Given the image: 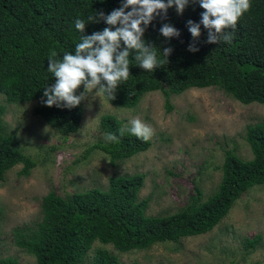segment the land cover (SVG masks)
Instances as JSON below:
<instances>
[{
	"label": "trees",
	"instance_id": "obj_1",
	"mask_svg": "<svg viewBox=\"0 0 264 264\" xmlns=\"http://www.w3.org/2000/svg\"><path fill=\"white\" fill-rule=\"evenodd\" d=\"M121 3L122 0H0L1 182L18 165H24L22 175L25 177L37 166L19 148L16 136L7 131L1 97H7L14 104L41 100L43 90L55 79L47 71L50 52H57L58 58L65 52L74 53L83 35L75 28V20L86 21L99 11L107 15ZM251 5L238 20L230 44L207 43L208 31L203 25L200 37L193 40L186 25L188 20L200 22L204 9L198 3H190L182 15L177 14L175 7L170 8L167 19L157 17L143 37L148 44L157 47L158 59L165 60L163 67L144 71L130 56L133 59L131 75L117 88L114 100L104 96L105 99L115 107L135 109L148 94L161 92L167 111L171 112L172 96L191 89L216 88L242 104L264 105V0H251ZM164 23L178 29L180 36L165 38L160 33ZM106 27L111 26L102 20L88 23L84 34L91 35ZM190 43H195L199 51H188ZM167 47L173 49L168 63L162 52ZM82 89L83 86L77 94ZM84 112L82 102L73 109L44 105L36 109L37 115L64 136L79 131ZM122 127L123 122L114 115H105L101 120L104 134L119 136ZM246 140L253 157L244 160L228 151L217 191L204 200L203 190L196 187L197 195L176 214L148 216L150 202L140 198L145 174L122 175L112 177L105 191L97 188L66 198L50 192L42 198V221L35 228L26 225L14 229L15 244L34 256L37 264H85L96 243L112 245L128 253L206 235L229 215L246 192L264 185V123L248 126ZM151 147L150 139L144 141L126 131L119 143L100 141L90 147L84 157L101 151L116 166ZM1 214L0 208V220ZM259 242L260 237H257L248 241L247 247L254 249ZM94 263L123 264L106 249H97ZM0 264L20 263L16 258L0 256Z\"/></svg>",
	"mask_w": 264,
	"mask_h": 264
},
{
	"label": "rangeland",
	"instance_id": "obj_2",
	"mask_svg": "<svg viewBox=\"0 0 264 264\" xmlns=\"http://www.w3.org/2000/svg\"><path fill=\"white\" fill-rule=\"evenodd\" d=\"M1 103L7 131L37 163L29 177L22 175L24 165H18L0 181V256L16 258L20 264L37 261L16 246L13 231L26 225L35 228L42 221V198L50 192L66 198L97 188L105 191L112 177L145 174L140 198L150 202L147 215H173L197 195L196 187L203 190L204 200L217 191L228 151L244 160L253 157L247 127L264 123V105L242 104L216 88L172 96L171 112L161 92L148 94L135 109L115 107L104 96L85 100L81 127L69 136L36 114L41 100L14 104L2 96ZM105 115L116 116L124 127H130L132 119L142 120L153 129L152 147L116 166L101 151L84 157L90 147L105 140L101 129ZM257 237V247L248 248V241ZM97 249L110 251L123 264H264V185L246 192L206 235L128 253L96 243L85 264H95Z\"/></svg>",
	"mask_w": 264,
	"mask_h": 264
},
{
	"label": "clouds",
	"instance_id": "obj_3",
	"mask_svg": "<svg viewBox=\"0 0 264 264\" xmlns=\"http://www.w3.org/2000/svg\"><path fill=\"white\" fill-rule=\"evenodd\" d=\"M190 3H198L204 11L200 13L199 23L187 21L188 31L195 41L200 37L203 25L208 31L207 43L210 44L221 41L230 44L238 20L252 6L251 0H122L121 6L107 15L99 11L86 21L77 18L75 28L83 35L80 42L76 43L74 53L65 52L62 58H58L57 52H50L47 71L55 79L54 83L43 90L41 103L47 107L73 109L82 101L94 100L99 96L114 100L117 88L131 75L133 59L144 71H155L165 63V60L158 59L157 47L148 44L143 38L148 26L157 17L167 19L168 10L173 7L177 14L182 15ZM101 20L111 27L91 35L84 34L86 24L99 23ZM160 33L165 38L180 36V31L169 23L162 25ZM172 51L171 47L162 49L167 63ZM188 51L194 53L199 48L195 43H190ZM81 86L83 91L77 94ZM88 107L91 108L90 102ZM130 125L120 128L119 136L105 133V140L119 143L126 131L144 141L154 134L153 129L138 118L132 119Z\"/></svg>",
	"mask_w": 264,
	"mask_h": 264
}]
</instances>
